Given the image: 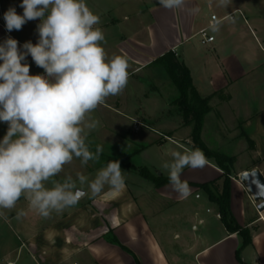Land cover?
Wrapping results in <instances>:
<instances>
[{
    "label": "crops",
    "instance_id": "obj_1",
    "mask_svg": "<svg viewBox=\"0 0 264 264\" xmlns=\"http://www.w3.org/2000/svg\"><path fill=\"white\" fill-rule=\"evenodd\" d=\"M129 1L130 6L114 10L104 0H86L100 16L97 27L104 32L108 56L125 57L130 78L168 51L175 52L200 95L210 97L205 120L212 114L235 115V138L244 139L242 151L228 180L213 159L207 158L202 169L185 168L181 178L190 187L187 197L174 192L169 182L136 190L124 183L120 189L104 187L60 217L53 213L43 218L26 202L5 210L4 221L21 241L18 253L25 251L32 264H264V210H258L260 202L240 180L255 169L264 175V0H231L227 8L218 7L217 0H185L176 10L162 8L158 0H117ZM230 13L233 19L225 20L231 23L224 25L223 20L213 32L211 16ZM0 28L11 36L5 23L0 22ZM203 28L215 37L212 43L200 42ZM183 126L181 121L158 141L165 161L172 159L173 151L194 148L191 132L179 133ZM160 175L167 177V170ZM204 183H215L213 189L220 193L228 188L231 214L247 230L245 235L228 230L219 204L198 186ZM84 190L85 196L91 194ZM19 210L24 215L18 219ZM244 240L248 243L241 248ZM0 243V260L8 259L5 253L15 245L4 236Z\"/></svg>",
    "mask_w": 264,
    "mask_h": 264
},
{
    "label": "clouds",
    "instance_id": "obj_2",
    "mask_svg": "<svg viewBox=\"0 0 264 264\" xmlns=\"http://www.w3.org/2000/svg\"><path fill=\"white\" fill-rule=\"evenodd\" d=\"M231 0H217L227 8ZM168 10L183 8L185 0H158ZM4 13L8 32L19 31L39 20L35 44L7 37L0 42V123L7 125L0 139V210L16 209L23 197L43 218L62 214L86 195L110 186L120 189L125 177L118 160L101 167L95 178L77 173L57 179L65 166L79 160L81 166L99 162L103 148L90 150L88 136L97 127L91 114L110 96L122 94L129 80V62L121 55L108 56L100 16L86 0H22ZM221 21L210 25L219 31ZM42 74H30L28 57ZM167 170L171 189L181 197L190 194L183 180L185 168L202 169L208 161L199 148L171 152ZM77 181L80 187L77 186ZM0 211V215H2ZM19 219L23 210L16 213Z\"/></svg>",
    "mask_w": 264,
    "mask_h": 264
},
{
    "label": "rangeland",
    "instance_id": "obj_3",
    "mask_svg": "<svg viewBox=\"0 0 264 264\" xmlns=\"http://www.w3.org/2000/svg\"><path fill=\"white\" fill-rule=\"evenodd\" d=\"M21 2L22 0H0V22L5 23L3 17L9 7H15L17 13L22 15L23 9L19 6ZM261 2L263 0H254L252 4ZM104 4L114 10H121L132 3L129 1L121 4L117 0H104ZM114 10L112 15H114ZM108 15L104 17L106 18ZM238 15L236 13L235 17H239ZM38 23V19L27 22L21 30H13L11 37L16 39L19 45H23L27 41L35 44L38 40L36 33ZM227 23H231V21H223L224 25ZM0 36H2L0 42H3L10 35H4L0 28ZM196 41L198 38L192 42ZM21 50H23L22 46ZM27 63L30 65V74L43 73L44 70L37 67L30 56L27 58ZM178 93L162 64L157 63L130 77L122 94L106 99L105 103L111 104L113 107L103 104L91 114V118L98 123L97 127L90 132L88 142L90 150L93 152L97 145L102 146L103 152L99 162L90 161L87 166H81L78 159L74 160L65 166L64 172L57 179L63 180L68 175L76 179V174L79 172L92 180L101 167L106 166L111 160H118L125 177V184L129 185L132 190L154 184L145 177V174L159 175L162 171L164 172L161 165L166 159L161 155L162 148L158 141L163 138L165 133L171 132L170 128L178 126L183 121L182 114L174 103ZM204 121L201 135L209 149L233 157L240 155L243 148L240 143L244 139L242 137L235 138L239 134L238 131H235L237 121L234 114H212ZM217 124L221 126L220 131L217 129ZM191 129L192 126H183L178 131L182 134L192 132ZM6 130L7 125L0 123V139L3 138ZM183 144L190 146L186 141ZM77 186L80 187L78 181ZM83 188L88 189L87 184ZM91 196L92 194H88L79 202L90 200ZM24 202L28 204L22 197L17 203V207L23 205ZM0 211L3 212L0 215V237H8L12 240L11 245H15L14 249L10 253H5L4 257L13 260L16 264H32L25 251L21 249L22 251L18 253L21 241L15 229L4 221L5 210ZM61 215L55 213V217ZM22 235L19 233V236ZM2 248L4 247L0 243V251Z\"/></svg>",
    "mask_w": 264,
    "mask_h": 264
},
{
    "label": "trees",
    "instance_id": "obj_4",
    "mask_svg": "<svg viewBox=\"0 0 264 264\" xmlns=\"http://www.w3.org/2000/svg\"><path fill=\"white\" fill-rule=\"evenodd\" d=\"M154 62L164 66L170 78L172 79L173 84L179 92L174 103L178 106L182 114L183 125L192 126L190 138L193 143V147L201 149L206 158L213 159L217 166L224 171L226 180H228L234 166L235 157L209 149L203 141L201 135L205 116L211 110L209 104L210 97H203L200 95L193 84L189 68L182 60L178 59L175 52L168 51ZM145 177L151 180L157 186L168 183V178L163 177L162 175L158 176L151 173H146ZM198 186L207 190L210 199L216 201L219 204L221 218L228 230L231 232H239L240 234L245 235L247 230L239 227L231 214L229 207L228 188L225 187L222 193H220L213 189L215 187V183H204ZM247 243L248 241L244 240L241 248H243V246H245ZM238 258L240 259L239 256Z\"/></svg>",
    "mask_w": 264,
    "mask_h": 264
},
{
    "label": "water",
    "instance_id": "obj_5",
    "mask_svg": "<svg viewBox=\"0 0 264 264\" xmlns=\"http://www.w3.org/2000/svg\"><path fill=\"white\" fill-rule=\"evenodd\" d=\"M240 180L246 185L256 202L259 211L264 210V175L260 170L255 169L240 175Z\"/></svg>",
    "mask_w": 264,
    "mask_h": 264
},
{
    "label": "built area",
    "instance_id": "obj_6",
    "mask_svg": "<svg viewBox=\"0 0 264 264\" xmlns=\"http://www.w3.org/2000/svg\"><path fill=\"white\" fill-rule=\"evenodd\" d=\"M233 13H230L226 15L225 17L219 18L216 14H213L210 19L209 26L214 22V20L223 21L225 19H233ZM198 36L200 38V42L203 45H207L209 43H212L215 40V37L211 35L208 31V28H203L198 32ZM0 264H15L14 261L8 260V259H1Z\"/></svg>",
    "mask_w": 264,
    "mask_h": 264
}]
</instances>
